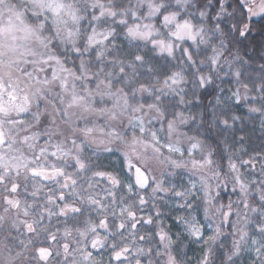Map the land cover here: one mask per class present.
Wrapping results in <instances>:
<instances>
[{"label": "snow or ice", "instance_id": "obj_1", "mask_svg": "<svg viewBox=\"0 0 264 264\" xmlns=\"http://www.w3.org/2000/svg\"><path fill=\"white\" fill-rule=\"evenodd\" d=\"M0 264H264V0H0Z\"/></svg>", "mask_w": 264, "mask_h": 264}]
</instances>
